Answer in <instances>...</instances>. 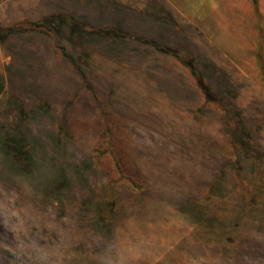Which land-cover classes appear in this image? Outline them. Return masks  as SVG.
<instances>
[{
	"label": "rangeland",
	"instance_id": "1",
	"mask_svg": "<svg viewBox=\"0 0 264 264\" xmlns=\"http://www.w3.org/2000/svg\"><path fill=\"white\" fill-rule=\"evenodd\" d=\"M169 11L175 28L163 25ZM57 13L87 28L128 21L146 37L168 35L179 53L194 49L227 87L239 89L235 109L251 126L261 123L252 137L264 153V0H1L0 121L9 112L4 100L17 98L33 116L24 129L39 163L29 172L4 168L0 176V264H264V209L242 207L233 175L217 180L232 152L221 105L200 111L205 101L187 70L162 53L139 44L127 52L102 40L93 47L97 34L63 28L73 46L66 44L68 50L93 60L83 65L92 92L62 55L65 42L32 24ZM13 27L17 31L3 36ZM116 56H123L118 66L109 60ZM44 101L51 108L37 111ZM105 114L117 127L127 170L143 181L134 190L118 188L132 213L108 237L85 227L70 203L62 220L55 207L34 208L31 198L68 190L59 164L47 157L58 153L62 162L67 152L68 164L88 160L107 125ZM62 121L83 143L57 146ZM3 160L0 153V170ZM75 194L87 197L82 186Z\"/></svg>",
	"mask_w": 264,
	"mask_h": 264
},
{
	"label": "trees",
	"instance_id": "2",
	"mask_svg": "<svg viewBox=\"0 0 264 264\" xmlns=\"http://www.w3.org/2000/svg\"><path fill=\"white\" fill-rule=\"evenodd\" d=\"M169 13V18L164 21L163 25L175 28L174 15L170 11ZM67 19L62 13H57L46 17L42 22H33L32 24L38 28H48L50 31H54L58 38L65 42L62 46V55L71 61L94 93H96V90L88 73L83 68V65L89 67L87 63L93 60L91 57L84 56L81 51L76 53L68 50L66 44L71 45V42L67 36L61 35L64 32L63 28H68L69 30V27L78 26L82 30L86 29L84 33L90 34L87 36L97 34L98 39L93 41V47L96 46L98 40H102L105 43L107 42V45H123L126 47L127 52H132L139 47L137 45L139 44L143 46L145 51H157L170 57L179 67L187 70L197 92L205 101L201 106L202 108L198 107L199 110L204 111L208 106L220 104L225 111L223 122L227 133H230L229 143L232 152L228 154L231 159L230 162L221 170L222 173L219 174L217 180L233 175L240 184L239 186L237 185V188L241 192L240 201L243 203L242 207L244 209H256L259 207L264 209V153L257 148L252 137L253 133L262 130V125L258 123L255 126H251L250 122L244 119L241 113H237V108L235 109L233 102L239 94V89L227 87L224 75L218 73L211 63H205L194 52V49L188 48L183 53H179L177 47L175 49L169 46L168 35L163 36L164 38L158 37L156 39L146 37L143 34L133 32L131 28L134 27L128 21H118L119 24L110 23L109 25L103 23L87 28L88 24L73 18H70V22H67ZM15 31L17 30L14 27L8 28L5 30L6 35L3 34V36H8V34L10 35V33ZM71 39L73 40L74 37ZM112 40L119 43H113ZM148 46H151V48L147 50ZM123 56H116L109 58V60H114L113 62L118 66ZM214 75L217 77L215 78L216 80L213 79ZM2 106H5L4 110H9V112L6 113L8 116L0 121V153L4 158L0 176L3 177L7 173L6 171L13 174L14 170L20 171V169L29 172L31 168H34L39 163L36 158L38 147L35 146L34 140L27 137L24 129L31 122L33 116L17 98L5 99ZM36 108L40 112L49 110L51 106L47 101H44L37 105ZM13 110L18 111L16 120H13L10 116ZM105 117L107 125L105 130L100 132L94 154L88 160L81 164H68L67 152L63 154L62 162L57 159L60 156L57 155L58 153L47 157V160H49L48 164H59L56 167L61 168L62 173H64L62 182L69 186L68 190L65 191L62 187L60 191H55L54 193L52 190L44 191L41 194H33L31 192L33 194L31 198L34 197L36 199L34 200V208L40 209L43 205L55 207L56 216L62 220L65 219L61 214L67 208V203H70L72 205L71 211L77 216L84 218L85 227L108 237L112 235L114 230L118 229L121 220L128 216V212L132 213L121 203V198L118 197L117 193L118 188L124 187L132 190L141 188L142 184L139 182L142 180L134 179L133 173L127 170L124 158L117 148L116 142L119 135L117 127L114 122H111L108 114H105ZM232 117H237V121L231 123L232 119L230 118ZM64 118H66V114ZM69 126V123L67 124L65 121L60 123L59 134L55 135L57 146L65 143L67 145L70 143L75 145L77 140L83 143L81 134L77 135V132H72ZM4 168L6 171L3 173ZM83 175H86V183L82 182ZM77 186H82V188L86 189L87 197L80 198L76 196ZM16 187L18 188V185ZM216 187L218 188V186ZM216 192L217 190L212 188L210 194H215ZM15 197L12 196L14 204L18 205ZM211 220V217L209 220L208 218L206 219L207 226L213 223ZM207 232L209 233L210 231Z\"/></svg>",
	"mask_w": 264,
	"mask_h": 264
}]
</instances>
